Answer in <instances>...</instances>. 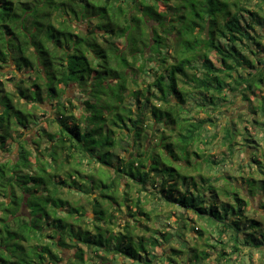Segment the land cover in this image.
I'll list each match as a JSON object with an SVG mask.
<instances>
[{"label": "trees", "instance_id": "trees-1", "mask_svg": "<svg viewBox=\"0 0 264 264\" xmlns=\"http://www.w3.org/2000/svg\"><path fill=\"white\" fill-rule=\"evenodd\" d=\"M250 93L264 112V0H0V264L263 254L256 108L225 114ZM223 119L216 158L208 139ZM242 152L246 164L226 171ZM163 208L182 210L176 227ZM187 231L204 245L190 247Z\"/></svg>", "mask_w": 264, "mask_h": 264}, {"label": "rangeland", "instance_id": "rangeland-1", "mask_svg": "<svg viewBox=\"0 0 264 264\" xmlns=\"http://www.w3.org/2000/svg\"><path fill=\"white\" fill-rule=\"evenodd\" d=\"M82 28H86V25H82ZM123 42L124 41H121V43H123ZM213 59L215 60L216 58L213 56ZM10 78H12V77L11 76H9V77L7 76V77L4 78V80H5L7 85H12L13 86L14 85V82H13L14 78L13 79H10ZM71 89L72 90H68L67 91V95L66 96L67 97H71V98L74 97L73 99H76L75 98L76 96H74V95H77L78 89H73V88H71ZM238 97H239L238 98V102L236 104H234V105L228 104V106L225 107L226 117H231V118H233V120H237V118H239V117H246V114L248 112V104L250 103L251 105L255 106V108H256L255 111H252L253 113L255 112L254 115H252L253 117L251 116V118H248L249 125H250V132L253 133V137H254L253 139H255V140L253 142L249 143L248 146H250V148L252 149L251 151H252L253 155H259V151H261V157H262L261 159H262L263 164H264V140L261 141L262 143H259L258 139H257L259 137L260 133H261V137L264 136V130L261 131L258 128L257 124H256V122H257L256 117H258L259 122H261V124H262L261 126L264 128V126H263V124H264L263 107L261 108V105H260L261 103H259V101L256 100L257 95H255L253 93L249 94V98L251 100H247L248 102L244 98H242L241 95L238 96ZM81 98L82 97H80V99ZM75 104L79 105L80 101L77 100L75 102ZM48 110L51 111L52 108L48 107ZM76 114L77 115L80 114L79 110H76ZM38 115H41L40 112L38 113ZM196 115L204 117L203 111H200V110L198 111V113ZM226 122H227L226 119H223V122H220L219 129H220L221 132L219 131V137L217 138L216 141L211 143L210 139H208V143L211 144L210 146H208L209 147V151H210L209 154L215 155L216 158L223 157L225 155V153L227 152L226 151V147L222 146L221 143H220L221 142L220 137L223 136V128L226 126ZM239 122L240 121H238L237 123L239 124ZM238 126H241V123ZM46 129L48 131H53V128L50 127V126H48ZM34 136H35V134H28L27 135V139L32 140L34 138ZM211 137H212V135H211ZM258 143L260 144L261 148L258 147ZM6 158H7V156L5 155L2 159L5 160ZM246 159H247L246 153L242 152L238 156V159L234 160V162H233L234 166L225 165L224 169L226 171L231 172V171H233L234 167H236L237 163L246 164ZM261 170H263L262 167H261ZM243 177H245V179L249 178L250 177V173L246 172L245 174H243ZM254 177H255L256 180H260V179L264 180V175H262V174H260L258 172L255 173ZM238 182L240 183L241 180H238ZM252 185H254V184H252ZM239 186L242 188L241 185H239ZM256 187H257V185H256ZM138 188L139 187L136 186V188H134V189H136V191H137ZM134 192H135V190H134ZM258 200H259V198H258ZM258 200H254L253 201L254 202L253 205L256 206L258 204ZM145 207H147L148 209L152 208V206L150 204H148ZM178 212H182V210L180 211V210H176L174 208H163L162 214L160 215L161 218H162L161 219L162 221H160V222L162 223L163 221H165V222H163V226H165L164 223L168 224L169 222H171L173 227H176V220L178 219V216H177ZM249 213L250 212L248 211V215H249ZM258 217H259V215H258ZM118 218H119V223L122 220H124V216L123 215H118ZM188 218L191 220L190 224L191 225H195L194 223H196V217H193L192 215H190V216H188ZM150 228L152 229V232H153V230H155L157 228V226L156 225H150ZM115 229H117V227H115ZM198 229L201 230V227H199ZM117 232H118V230L116 231L115 234H117ZM185 239L188 241L190 247H195V246L202 247L204 245V241H203L204 237L202 239L197 234H193V233H190L188 231L186 232ZM178 245H179L178 243H174V246H178ZM168 252H170V251L168 250ZM229 252H231V250H229ZM234 258H235V256H234ZM240 261H242L243 264H251V263H253V264H264V253L260 254L257 250L245 249V250H243V253L241 255ZM63 264H65V263H63ZM114 264H116V263H114ZM235 264H240V263L237 262Z\"/></svg>", "mask_w": 264, "mask_h": 264}]
</instances>
